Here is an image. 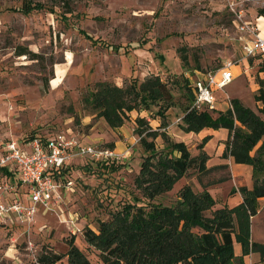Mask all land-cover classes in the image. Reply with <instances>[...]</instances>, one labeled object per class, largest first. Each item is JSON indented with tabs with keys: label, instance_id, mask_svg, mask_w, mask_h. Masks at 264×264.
<instances>
[{
	"label": "rangeland",
	"instance_id": "374dc122",
	"mask_svg": "<svg viewBox=\"0 0 264 264\" xmlns=\"http://www.w3.org/2000/svg\"><path fill=\"white\" fill-rule=\"evenodd\" d=\"M26 4L34 6L28 14L19 11ZM263 13L264 0H0V150L12 140L65 137L99 148L116 147L117 142L123 156L111 165L89 155L74 157L65 167L73 189L60 202L49 210L40 207L31 225L0 221V264H42L43 254L61 255L56 264H68L71 239L96 264L100 251L87 242L85 230L97 231L100 221L141 197L135 179L148 153L135 132L136 119L146 118L157 129L162 123L158 108L138 115L134 111L114 130L85 103L97 84L127 87L159 76L175 100L167 112L169 127L163 130L186 142L179 131L183 107L190 103L186 80L193 86L194 70H215L236 60L241 75L215 92L219 109L213 115L230 108L233 99L259 112L264 59H245L244 34L237 26L247 22L262 27L258 17ZM227 140L229 135L209 139L203 149L209 170L191 168L154 202L177 203L186 184L196 192L208 189L215 209L233 198L248 184L245 166H253L223 156L219 145ZM202 143L188 142L192 155L202 152ZM156 145L157 150L165 147L161 138Z\"/></svg>",
	"mask_w": 264,
	"mask_h": 264
},
{
	"label": "trees",
	"instance_id": "16d2710c",
	"mask_svg": "<svg viewBox=\"0 0 264 264\" xmlns=\"http://www.w3.org/2000/svg\"><path fill=\"white\" fill-rule=\"evenodd\" d=\"M33 9L32 4H26L19 11L28 14ZM182 56L187 62V52ZM185 85L190 103L183 107L180 129L184 133L228 130L223 156L253 166V187L241 186L243 201L232 208L225 205L215 209L216 199L208 189L196 192L188 184L181 188L177 203L154 202L157 196L171 191L191 168L196 167L200 172L209 170L208 155L203 149L210 137L199 146L202 152L194 156L187 142L176 141L163 130L169 127L167 112L175 107V100L159 76L149 77L140 84L134 80L127 87L99 83L85 103L112 129L123 127L130 113L151 111L153 107L158 108L156 114L162 123L154 129L146 118L136 119L135 132L148 153L135 179L142 195L125 203L109 219L100 221L97 231L85 230L87 242L100 251L96 264H243L244 255L251 251L260 250L264 254V244L251 241L250 233L251 216L257 213L259 198L264 197V87L256 98L262 105L261 115L239 99H233L231 107L215 117L213 113L191 109L194 90L189 80ZM158 138L165 144L163 150H157ZM109 148L114 149L115 145ZM97 161L106 165L119 162ZM66 170L57 171L56 176L67 180ZM235 241L242 244V255L238 257ZM67 256L68 264H94L74 244V239L70 240ZM61 259L58 254H43L40 262L56 264Z\"/></svg>",
	"mask_w": 264,
	"mask_h": 264
},
{
	"label": "built area",
	"instance_id": "2783aa9c",
	"mask_svg": "<svg viewBox=\"0 0 264 264\" xmlns=\"http://www.w3.org/2000/svg\"><path fill=\"white\" fill-rule=\"evenodd\" d=\"M264 21V13L258 17ZM243 54L246 58L264 56V35L257 23H243ZM240 62L228 60L215 70L198 71L193 79L194 101L191 109L218 111L215 92L223 91L236 78ZM89 155L96 160H122L112 148L80 145L74 139L33 137L21 143H5L0 150V221L31 225L40 207L51 209L73 189V181L59 180L56 172L64 169L74 157Z\"/></svg>",
	"mask_w": 264,
	"mask_h": 264
},
{
	"label": "crops",
	"instance_id": "0c3cea01",
	"mask_svg": "<svg viewBox=\"0 0 264 264\" xmlns=\"http://www.w3.org/2000/svg\"><path fill=\"white\" fill-rule=\"evenodd\" d=\"M261 29H262V34L264 35V24H262ZM262 58L264 59V56H262ZM263 68H264V62H263ZM238 69L239 68L235 69L236 78L241 75V72L237 73ZM261 87H263V86H261ZM257 113L259 115H261L260 114V110ZM133 114H134V112H132V115ZM136 114L138 115V112H136ZM150 125L154 128V126H153L154 124H150ZM160 125L161 124H159V126ZM154 129H156V127ZM116 130H118V129H116ZM179 131H182V130L180 129ZM175 134L177 135L178 133L175 131V133H173V136H175ZM184 134H185L183 136L184 139H182V140H185L186 142L187 141L189 142L191 140L193 141L194 139H202V141H203L206 137H210V139L212 138V140H213V138L218 140V139H220L221 136L229 135V132L226 129H220V130L204 129L200 133H184ZM210 142L211 141H209V143ZM117 144L118 143L116 142V147L114 148L115 150H117L119 148V145H117ZM192 144H193V142H192ZM208 144L205 145L204 147H207ZM225 149H226V144L224 145L223 143H220L219 151L224 152ZM252 154H254V151H252ZM231 160L234 161V158L230 156V161ZM71 162H69V164ZM236 164H241V163H236ZM244 165H246V164H244ZM244 170H246L244 172L249 177L247 186L249 188H252V185L254 183L253 182V168L245 166ZM233 196H234L233 198L231 196H229L227 201L225 202V204L222 205V206H219V207H223V206L227 205V206L232 208V207L237 206L238 204H240L243 201V197L240 200V197L242 196V194L239 192V189H237V191L234 193ZM250 220H251V225H250L251 241L259 242V243H263L264 244V197H260L259 198L257 213L255 215H252ZM259 236H261L260 239L258 238ZM236 246L237 245H236V241H235V254L237 256H241L242 255V244H241V242H239V247H236ZM244 260H245L246 264H264V254L260 250H254V251H251L249 254L244 255Z\"/></svg>",
	"mask_w": 264,
	"mask_h": 264
}]
</instances>
